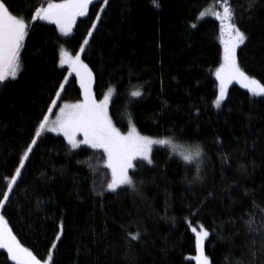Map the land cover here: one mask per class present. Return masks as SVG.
Returning a JSON list of instances; mask_svg holds the SVG:
<instances>
[{
    "label": "trees",
    "instance_id": "obj_1",
    "mask_svg": "<svg viewBox=\"0 0 264 264\" xmlns=\"http://www.w3.org/2000/svg\"><path fill=\"white\" fill-rule=\"evenodd\" d=\"M48 2L0 0L29 25L20 72L0 83V198L60 84L59 105L81 98L59 52L62 46L81 51L98 12L81 59L93 72L98 100L113 89L115 126L125 131L131 120L143 135L199 144L204 155L197 179L195 162L186 165L175 154L170 158L168 148L153 146L152 164L137 158L129 170L137 190L125 185L110 192L102 150L81 145L69 153L61 135L44 133L0 206L20 244L41 260L52 251L54 264H196L191 229L203 226L210 264H264V255H251L264 236L246 225L250 218L264 224V96L231 82L221 106H214L223 61L220 22L199 16L224 0H158L159 8L152 0H109L102 11L104 0H93L66 37L54 22L32 20ZM228 3L247 37L237 48L238 63L264 83V0L251 9L249 0ZM137 87L141 96L130 97ZM136 232L140 238L132 241L128 233ZM0 264H15L4 249Z\"/></svg>",
    "mask_w": 264,
    "mask_h": 264
},
{
    "label": "snow or ice",
    "instance_id": "obj_2",
    "mask_svg": "<svg viewBox=\"0 0 264 264\" xmlns=\"http://www.w3.org/2000/svg\"><path fill=\"white\" fill-rule=\"evenodd\" d=\"M108 2L109 0H104L101 4V11L106 8ZM92 3L93 0H62L61 3H52L49 0L46 7L40 6L35 9L32 20L40 19L54 22L59 30L67 36L72 31L76 18L85 17L88 13L89 5ZM254 3L255 0H249V9L253 8ZM152 4L156 8L160 6L158 0H152ZM215 7L214 5L206 12L199 14L200 17L213 15L220 22L223 62L215 73L216 79L219 81V91L213 101L214 106L217 108L221 106V102L225 100L228 85L232 81L238 82L253 97L264 96V83L247 75L238 63L237 48L245 43L247 37L234 22L235 14L233 9L229 6L228 0H224L222 12L214 11ZM100 15L101 13L98 12L92 28L88 30V35L81 44L80 52H77L74 57L63 48L59 52V64L62 66L67 65L70 73L75 74L82 99L73 104L65 103L59 105L58 98H61L62 90L65 89V84H60L59 89L56 91V98L52 99L48 112L39 121L35 129V135L28 144L27 150L20 156L19 166L15 168L14 174L6 181V189L2 193V198H0V206L10 199L26 160L37 142V138L45 130L62 133L70 146L68 149L69 153L74 149H78L81 145H87L93 150H102L105 167L110 170V179L106 183V190L110 192H116L121 186L125 185L133 191L137 190L136 183L129 175V170L134 168V161L137 158L147 161L151 165V152L154 145L166 146L169 149L170 158L175 154L186 165L195 162L197 168L196 178H201L200 162L204 153L199 144L186 145L176 142L173 137L154 139L151 136L141 135L131 120H129L128 132L122 133L115 127L109 116V103L113 89L110 87L102 99L98 100L96 98L93 92V72L81 59V52L84 51L89 43L88 38L92 36ZM191 27L196 28L198 24H193ZM28 32V23L23 18L13 15L4 3H0V83L4 82L8 77L15 79L21 70V49L24 47L25 37ZM225 35H227V39L223 38ZM64 79L67 81L69 77L65 76ZM140 96L141 92L138 87L130 92V97ZM54 106L59 107V112L56 113V119L51 120L49 113L54 111ZM77 134H82L83 139H78ZM89 168H93L91 163H89ZM93 170L95 171L94 168ZM246 225L250 232H258L264 236V224L257 227L254 219L250 218L246 221ZM191 231L195 234L197 255L194 259L196 264H210L209 258L204 251L205 238L209 236V231L203 226L200 227L199 231L195 227ZM128 236L132 241H137L140 238V233H128ZM60 237L61 233H58L56 240L58 241ZM56 246V242H53L52 250ZM254 246L255 241H253ZM0 249H6L8 257L15 264H54L52 251H50L47 259L41 260L28 248L23 247L7 226L3 216H0ZM258 254L264 255V244H262L259 253H251L253 257ZM237 264H243V262L238 261ZM249 264H254V261H250Z\"/></svg>",
    "mask_w": 264,
    "mask_h": 264
},
{
    "label": "rangeland",
    "instance_id": "obj_3",
    "mask_svg": "<svg viewBox=\"0 0 264 264\" xmlns=\"http://www.w3.org/2000/svg\"><path fill=\"white\" fill-rule=\"evenodd\" d=\"M62 2V1H61ZM61 2H52V3H61ZM216 6L215 8H214V11H219V12H222L223 11V7H222V5H223V2H221V4H219V5H216V4H210V6H208L207 7V10L208 9H210V8H212L213 6ZM47 5H45L44 7H46ZM206 10V9H205ZM203 11V12H206V11ZM209 16H212V17H214L215 18V16H213V15H209ZM19 18V17H18ZM59 29V28H58ZM60 31V30H59ZM60 34L63 36V37H66L61 31H60ZM70 34V33H69ZM68 34V35H69ZM67 35V36H68ZM224 39H227V35H225L224 37H223ZM222 47H223V45H222ZM61 48H63L65 51H67L71 56H75L76 54H73V53H71L70 51H68L65 47H60V49ZM223 62V61H222ZM67 68H68V66L67 65H65ZM221 66V65H220ZM69 69V68H68ZM20 72V71H19ZM19 72H18V74H19ZM69 72H70V70H69ZM17 74V75H18ZM72 74H74V73H72ZM75 75V74H74ZM11 78V77H10ZM232 82H234V83H237V84H239L238 82H236V81H232ZM218 83H219V81H218ZM219 85V84H218ZM240 85V84H239ZM229 86V85H228ZM218 91H219V88H218ZM108 92V90L106 91V93ZM105 93V94H106ZM104 94V95H105ZM218 95V94H217ZM103 98V97H102ZM82 99V96H81V98L79 99V100H81ZM79 100H77V101H74V102H65V103H69V104H73V103H76V102H78ZM65 103H62L61 105H63V104H65ZM48 112V111H47ZM59 112V107H56L55 108V110L52 112V113H49V116H50V119L51 120H55L56 119V113H58ZM110 116V115H109ZM111 118V117H110ZM112 120V119H111ZM113 122V121H112ZM114 124V123H113ZM115 125V124H114ZM116 127V126H115ZM118 128V127H117ZM119 129V128H118ZM120 130V129H119ZM128 130H129V127H128V129L127 130H125V131H122V130H120L122 133H127L128 132ZM47 132H50V131H47V130H45L44 132H42L41 133V135L42 134H44V133H47ZM50 133H53V134H58V135H61L62 137H63V134L62 133H58V132H50ZM141 134V133H140ZM141 135H143V134H141ZM145 136H147V135H145ZM77 137H78V139H83V136H82V134H77ZM151 137H153L154 139H160V138H164V137H154V136H151ZM64 138V137H63ZM67 142V141H66ZM87 146V145H86ZM154 146H159V145H154ZM163 147H166V146H163ZM167 148V147H166ZM177 156V155H176ZM110 171V170H109ZM4 250H6V249H4ZM7 251V250H6ZM195 257V256H194Z\"/></svg>",
    "mask_w": 264,
    "mask_h": 264
}]
</instances>
